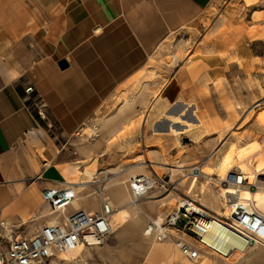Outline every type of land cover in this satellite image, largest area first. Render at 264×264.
I'll return each mask as SVG.
<instances>
[{
  "label": "rangeland",
  "instance_id": "1",
  "mask_svg": "<svg viewBox=\"0 0 264 264\" xmlns=\"http://www.w3.org/2000/svg\"><path fill=\"white\" fill-rule=\"evenodd\" d=\"M62 5V0H0V30L5 32V42L8 45L10 41L9 48L16 57L22 51H26L25 56L30 55L27 50H32V31L60 16ZM203 24L195 37L192 34L188 41L183 37L175 47L172 35L164 46L166 49H160L162 53L135 77L132 85L115 93L109 104L76 135L87 142L103 138L109 147L114 146L112 158L125 163L126 167L119 169L124 175L119 181L128 182L119 189L105 191V197L116 202L125 197L129 202L135 200L130 191L131 168L143 171L144 176L153 180V188L138 199L139 207L131 209L139 219L112 233L104 246L85 249L75 260L60 261L57 255L45 264L192 263L173 249L159 251L153 257L151 248L155 240L146 235V226L151 220L161 219L163 223L175 210L169 203L178 194L187 193L193 167L207 164L217 168L232 145L240 149L257 142L264 149V124L259 119L264 112V0H213L206 9ZM208 54L215 58L203 61ZM180 67L200 74L197 92L188 93L190 107L167 106L154 115L156 104L152 98ZM207 69L210 77L206 75ZM146 76L151 79L144 83ZM121 95L129 96L130 105L121 104ZM179 118H183L181 124H177ZM104 172H99L100 184L81 192V200L72 206V211L77 207L100 208L98 192L113 178ZM195 172L199 178L196 194L210 182L213 190L205 195L206 204L224 207V199L218 196L228 186L220 182L215 189V176ZM99 178L95 181L99 182ZM260 184H264V175L252 189ZM256 255H260V260H254ZM202 259L216 264H264V245L248 250L241 259L225 261L212 254H203ZM199 261L197 264H201Z\"/></svg>",
  "mask_w": 264,
  "mask_h": 264
},
{
  "label": "crops",
  "instance_id": "2",
  "mask_svg": "<svg viewBox=\"0 0 264 264\" xmlns=\"http://www.w3.org/2000/svg\"><path fill=\"white\" fill-rule=\"evenodd\" d=\"M212 1L62 0L60 16L32 31L27 56L22 51L16 57L0 30V216L20 227L17 235L32 237L55 221L45 189L73 187L80 198L78 184L92 180L88 172L113 175L108 184L124 176L119 169L125 163L112 158L114 146L76 135L115 93L132 85L172 35L174 47L195 37ZM62 61L69 65L65 70ZM198 75L180 67L152 102L190 107Z\"/></svg>",
  "mask_w": 264,
  "mask_h": 264
},
{
  "label": "built area",
  "instance_id": "3",
  "mask_svg": "<svg viewBox=\"0 0 264 264\" xmlns=\"http://www.w3.org/2000/svg\"><path fill=\"white\" fill-rule=\"evenodd\" d=\"M34 93L33 86L26 89L27 95ZM38 112L43 116L41 109ZM235 176L222 184L240 189L246 181ZM153 186V180L147 176L133 178L130 191L134 201ZM42 194L55 221L32 237H21L16 234L20 227L0 216V264H45L51 254L102 247L114 232L112 218L116 209L103 192L100 209L94 212L80 208L71 210L80 199L73 187L45 189ZM234 201L233 197L224 198L230 210L225 218L209 213L199 203L185 201L167 215L161 225L151 220L146 235L158 242L173 241L181 255L191 262L199 261L203 254L223 259L234 256L239 248L231 245L230 237L239 238L243 250L264 245V215L251 205L233 206ZM213 224L220 225L225 233L224 230L214 232Z\"/></svg>",
  "mask_w": 264,
  "mask_h": 264
},
{
  "label": "bare ground",
  "instance_id": "4",
  "mask_svg": "<svg viewBox=\"0 0 264 264\" xmlns=\"http://www.w3.org/2000/svg\"><path fill=\"white\" fill-rule=\"evenodd\" d=\"M164 47V45H162ZM166 49V47H164ZM162 52H158L157 54H161ZM147 79H151L149 76H146L143 78L144 83L147 82ZM123 96V97H122ZM121 104L124 106L130 105L131 100H129V96L127 95H121L119 96V100H121ZM163 111V108H159L158 106L154 109V115L161 113ZM180 121L177 122V124H181L183 122V118H179ZM260 121L264 124V112L261 113L260 115ZM186 129L189 130V128L186 126ZM136 167V166H135ZM139 168L140 165L138 166ZM136 167L137 169H139ZM179 168H182L183 165H179ZM135 168V169H136ZM134 168H131L129 170V176L131 181L133 178L136 177H143L144 173L143 171H136L132 170ZM132 171V172H130ZM195 171H198L199 173L206 175L208 177L213 178L214 176L216 177L215 181L217 184L215 185V189H217L218 183L224 181L225 179H231L233 180L234 178L231 177V174L236 175L235 178L241 177L243 180L245 179L244 185L240 188L237 189L234 186H228L226 188L221 189V193H219V196L221 199H228L229 197H233L235 201L233 202V206L238 204L239 206H248L251 205L255 209H257L259 212H261L264 215V184H260L259 188L257 189H252L256 183H258L259 178L264 175V149H261V145L258 144L257 142L251 143L245 147H242L238 149L236 145H232L229 150L223 155L221 158L219 165L217 168H213L210 165H203L201 167L195 166L191 169V174L193 175L191 185L189 187V190L185 194H178L176 198H173L171 202L169 203V206L177 209L182 206L184 203L185 199H191L190 202L192 203H199L201 207L206 209L209 213L225 218L229 216L230 210L229 207H227V204H224V207L220 206H214L211 207L208 204H206L204 197L207 193L212 192V183H207L202 186L201 192L199 194H196V189L198 186L199 178L198 174H196ZM88 175L92 180L90 182H83L78 184L83 188V191L89 187H91L93 184H100V173L96 172L95 174L88 172ZM99 178V182L95 181V179ZM128 181L125 182H120L119 180H116L115 182L108 184L106 186H101V190L98 192L99 196L101 195V192L105 191H110L111 189L118 187L122 184H125ZM213 185V184H212ZM259 185V184H258ZM153 188V187H152ZM220 192V190H219ZM185 197V199H184ZM108 198V197H106ZM111 203L113 204L114 208L116 209L112 218V225L114 227V233L119 232L122 228H124L126 225L131 223L133 220L139 219L137 216V212H131L133 209L132 207H139V204L137 203L138 201L130 200L125 197L122 201L116 203L111 197L108 198ZM81 200V199H80ZM128 201V202H126ZM94 211V210H92ZM51 210L49 211V215ZM158 224L161 225L162 220H154ZM150 224H148L145 228V232L147 231L148 227ZM212 229L214 232H221L224 230L223 234L225 233V229H223L220 225L218 224H213ZM231 245H234L235 247L239 248V250L236 252V254L230 258H226L225 261H230V259L235 258V259H241L248 250L253 249L254 247H257L255 245L254 247L249 248L248 250L245 249L243 250V243L239 238L236 237H230ZM167 249H173L179 257H183L179 251V249L176 247L175 243L173 241H163V242H158L155 241L154 244L152 245L151 248V254L154 257L155 254L159 251L167 250ZM85 250V249H84ZM84 250H79L76 252H70V253H62V254H57L58 259L60 261H69V260H75L79 258L80 254ZM55 254H51V258L54 256H57ZM186 259L185 257H183ZM204 259L200 260L202 261L201 264H216V262L212 260H205ZM199 261V262H200ZM198 262V263H199ZM190 264H197V262H192Z\"/></svg>",
  "mask_w": 264,
  "mask_h": 264
},
{
  "label": "water",
  "instance_id": "5",
  "mask_svg": "<svg viewBox=\"0 0 264 264\" xmlns=\"http://www.w3.org/2000/svg\"><path fill=\"white\" fill-rule=\"evenodd\" d=\"M59 66L62 70H65L69 67L68 63L66 61H62L59 63Z\"/></svg>",
  "mask_w": 264,
  "mask_h": 264
}]
</instances>
